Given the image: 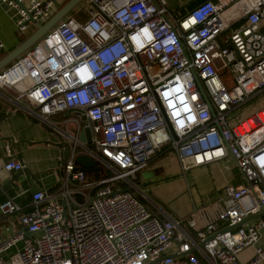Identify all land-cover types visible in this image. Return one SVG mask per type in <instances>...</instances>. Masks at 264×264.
Returning <instances> with one entry per match:
<instances>
[{
	"label": "built area",
	"instance_id": "2783aa9c",
	"mask_svg": "<svg viewBox=\"0 0 264 264\" xmlns=\"http://www.w3.org/2000/svg\"><path fill=\"white\" fill-rule=\"evenodd\" d=\"M236 1L202 0L175 17L157 0H81L0 72V87L37 117L71 111L78 133L86 116L95 142L71 146L53 190H33L27 205L0 202L22 225L0 235V264H264V242L255 244L264 215L243 222L264 211V0H246L244 21L224 31L222 12ZM0 2L21 33L56 10L54 0ZM163 146L183 173L231 156L245 181L185 219L161 216L131 179ZM81 152L114 172L90 179L74 162Z\"/></svg>",
	"mask_w": 264,
	"mask_h": 264
},
{
	"label": "crops",
	"instance_id": "0c3cea01",
	"mask_svg": "<svg viewBox=\"0 0 264 264\" xmlns=\"http://www.w3.org/2000/svg\"><path fill=\"white\" fill-rule=\"evenodd\" d=\"M54 1L57 9L67 0ZM157 1L163 2L175 17H181L202 0ZM245 1L237 0L224 8L222 14L227 23L224 31L232 29V22L246 13ZM14 17L15 10L0 2V42L3 43V54L18 45L36 28L31 25L34 26L32 29L30 26L21 33L16 29ZM242 21L244 19L235 23L238 25ZM26 106V101L14 99V93L10 89L0 87V202L10 196L16 202L27 205L31 201L33 190L56 188L62 179L66 161L63 158L64 145L70 146L71 137L76 138L77 125L72 120L75 115L71 111L54 113L49 116V121H45L31 113ZM85 124V118L80 116V128ZM9 158L22 160L23 169H4L3 163ZM131 180L132 191L144 196L159 215L166 214L178 219H185L190 215L194 206L217 199L225 184L237 185L245 181L231 156L193 166L183 173L174 151L167 146L161 147L155 157L139 169ZM120 184L119 187L125 185L122 182ZM260 212L258 210L247 215L243 222L253 221ZM206 220L204 215L197 217L199 225H203ZM21 227L18 213L6 215L0 211V235ZM17 242L20 248L22 241ZM263 242L264 229L255 244ZM253 247L250 245L243 249L240 258L247 260L253 253ZM11 248L5 251V256H11Z\"/></svg>",
	"mask_w": 264,
	"mask_h": 264
},
{
	"label": "water",
	"instance_id": "95a60500",
	"mask_svg": "<svg viewBox=\"0 0 264 264\" xmlns=\"http://www.w3.org/2000/svg\"><path fill=\"white\" fill-rule=\"evenodd\" d=\"M80 1L81 0H67L65 3L59 6L45 21L37 23L36 28L28 37H26L23 41H21L18 45H16L14 48L9 50L5 54L0 55V72H2V70L14 58H16L29 46H31L35 41H37L48 29H50L60 18L65 16ZM246 16L247 13H243L235 21H233L232 24L235 22H240L241 20L245 19ZM0 52H2V48H0ZM83 118H85L86 124L79 129L76 138L71 137L70 146L75 145L76 147H81L87 145L92 148H95V142L93 140L94 132L91 128L90 120L86 116H84ZM70 146L68 144L64 145L63 148L64 159H66V157L69 155L71 151ZM74 162L77 164L79 168L83 169L85 172H89L101 168V166L97 163V159L94 156L85 152L77 153L75 155ZM119 190H130V187L122 188ZM259 215H264V211H261ZM236 225L238 224H235L231 227H234ZM200 245L202 246L203 242H201ZM194 249L195 248L193 247L192 250Z\"/></svg>",
	"mask_w": 264,
	"mask_h": 264
},
{
	"label": "trees",
	"instance_id": "16d2710c",
	"mask_svg": "<svg viewBox=\"0 0 264 264\" xmlns=\"http://www.w3.org/2000/svg\"><path fill=\"white\" fill-rule=\"evenodd\" d=\"M75 14L80 19H84V17H85V14L83 12H76ZM235 25H237V23H234L233 26H235ZM0 55H3V53L0 52ZM100 166H101V168H99V169H95L93 171L86 172V174L89 176L90 179H100V178H103L105 176H109L114 172L113 169H111L107 166H104V165H100ZM123 184H125L123 187L128 186V185H126V183H123ZM131 190H132V188H131ZM132 192L140 200H142L149 209L153 210L154 212H157V210L154 208V206L144 196H142L138 192H134V191H132Z\"/></svg>",
	"mask_w": 264,
	"mask_h": 264
},
{
	"label": "rangeland",
	"instance_id": "374dc122",
	"mask_svg": "<svg viewBox=\"0 0 264 264\" xmlns=\"http://www.w3.org/2000/svg\"><path fill=\"white\" fill-rule=\"evenodd\" d=\"M34 26H31L30 29H32ZM10 247H12L11 249L13 250L12 251V254L10 257H13L15 255V253H17V251L19 250V242H15L14 244H12Z\"/></svg>",
	"mask_w": 264,
	"mask_h": 264
},
{
	"label": "bare ground",
	"instance_id": "6f19581e",
	"mask_svg": "<svg viewBox=\"0 0 264 264\" xmlns=\"http://www.w3.org/2000/svg\"><path fill=\"white\" fill-rule=\"evenodd\" d=\"M234 11V10H233ZM232 12V11H231ZM228 14H226V16H227Z\"/></svg>",
	"mask_w": 264,
	"mask_h": 264
}]
</instances>
